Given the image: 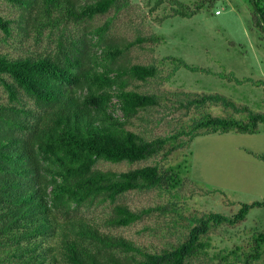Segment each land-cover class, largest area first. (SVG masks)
<instances>
[{"label": "trees", "instance_id": "16d2710c", "mask_svg": "<svg viewBox=\"0 0 264 264\" xmlns=\"http://www.w3.org/2000/svg\"><path fill=\"white\" fill-rule=\"evenodd\" d=\"M4 1L20 10L14 17L0 11L6 39L15 28L26 35L45 30L60 34L53 52L14 57L0 51V84L7 94V100H0V264H190L211 246L214 227L239 226L252 208L264 206V200H256L242 203L233 215L209 212L190 217L185 236L160 248L112 231L130 227L156 210L165 212V205L134 209L120 198L130 192H173L183 186L180 168L164 163L174 152L203 134L255 133L264 123V111L221 93L189 96L185 102L179 100V108L204 109L214 104L226 113L204 111L171 134L147 135L138 130L136 120L162 107L168 95L142 89L159 76L160 69L132 62L127 54L148 38L110 36L109 19L99 25L90 23L112 10H123L131 0ZM165 1L173 15L188 17L206 1L215 0H196L193 6L157 0V7ZM250 2L253 22L264 39V0ZM71 24H86L87 30L67 37ZM150 40L161 38L152 35ZM167 60L173 72L184 68L237 85H264L262 79L213 72L180 57ZM238 114L245 117L240 119ZM158 156L155 163L123 170L98 166L100 161L133 165ZM97 207L106 209L101 220L82 212ZM244 254L243 264L264 258V231L253 235Z\"/></svg>", "mask_w": 264, "mask_h": 264}, {"label": "rangeland", "instance_id": "374dc122", "mask_svg": "<svg viewBox=\"0 0 264 264\" xmlns=\"http://www.w3.org/2000/svg\"><path fill=\"white\" fill-rule=\"evenodd\" d=\"M156 1L131 0L123 10H112L90 22L99 25L111 20L110 36L128 40L139 36L149 39L152 35L161 38L160 42L147 39L127 54L132 62L158 66L159 76L143 84L142 89L163 93L169 99H164L162 107L145 112L144 120L137 119L138 130L147 135H166L191 124L204 111L225 115L224 108L214 104L204 109L178 107L179 100L185 102L189 96L201 94L221 93L240 104L264 111V85L255 86L250 82L237 85L217 75L184 68L173 72L174 66L167 60L169 56L180 57L213 72H234L239 78L264 80V39L253 22L250 0L206 1L198 13L188 17L173 15L168 1L159 7ZM180 1L193 6L196 0ZM0 11L12 17L20 12L4 0H0ZM85 27L86 24H71L66 29V36H80L87 30ZM59 34L58 30H45L43 34L32 31L26 35L15 28L13 36L6 39L0 29V51L14 57L53 52ZM171 72L173 75L168 78ZM0 100H7L1 84ZM117 113L121 114L120 111ZM237 117L241 119L245 115L238 114ZM260 155L264 156V123L255 133L229 131L195 137L188 147L177 150L164 162L166 166L180 168L185 179L183 186L173 192L152 189L130 192L120 198L134 209L165 205V212L156 210L130 227L111 230L160 248L185 236L191 224L190 217L209 212L233 215L242 203L264 200V159L259 158ZM159 160L158 156L133 165L100 161L98 166L123 170ZM82 212L101 220L106 209L82 208ZM147 225L149 228L145 229ZM258 231H264V206L252 208L247 220L239 226L214 227L209 235L211 246L190 264H243L244 252H249L253 235ZM256 264H264V258Z\"/></svg>", "mask_w": 264, "mask_h": 264}, {"label": "built area", "instance_id": "2783aa9c", "mask_svg": "<svg viewBox=\"0 0 264 264\" xmlns=\"http://www.w3.org/2000/svg\"><path fill=\"white\" fill-rule=\"evenodd\" d=\"M218 13L220 12V11H217Z\"/></svg>", "mask_w": 264, "mask_h": 264}]
</instances>
